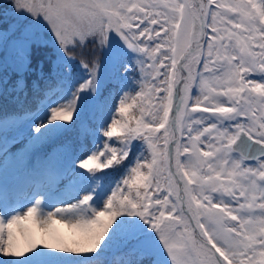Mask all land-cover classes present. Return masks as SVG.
Masks as SVG:
<instances>
[{
  "label": "snow or ice",
  "instance_id": "snow-or-ice-1",
  "mask_svg": "<svg viewBox=\"0 0 264 264\" xmlns=\"http://www.w3.org/2000/svg\"><path fill=\"white\" fill-rule=\"evenodd\" d=\"M0 8V264H264V0Z\"/></svg>",
  "mask_w": 264,
  "mask_h": 264
},
{
  "label": "trees",
  "instance_id": "trees-1",
  "mask_svg": "<svg viewBox=\"0 0 264 264\" xmlns=\"http://www.w3.org/2000/svg\"><path fill=\"white\" fill-rule=\"evenodd\" d=\"M6 28H7L6 22L2 21L0 17V31ZM43 63H44V72L45 74H47L50 70V64L47 60H44ZM8 75L10 76L9 88H11L12 84L16 81L18 76H17V73L11 71V69L9 70ZM38 75H39V68L37 67V57L34 56L32 68L24 74V77L29 84V93H28L27 99L24 101L23 109L19 108L18 105L15 102H13L15 93H11L7 97L0 96V107H6L9 111H21L22 112L23 110H31L34 112L38 106V100L43 99V91L37 94H33L31 91V84L34 80H37ZM104 171L112 172L113 169H105Z\"/></svg>",
  "mask_w": 264,
  "mask_h": 264
},
{
  "label": "rangeland",
  "instance_id": "rangeland-1",
  "mask_svg": "<svg viewBox=\"0 0 264 264\" xmlns=\"http://www.w3.org/2000/svg\"><path fill=\"white\" fill-rule=\"evenodd\" d=\"M224 2L231 3L232 0H224ZM3 13H4V9L3 8H0V17H1V20L4 21V22H6V25L8 27V25L13 22V17L11 16V13L10 12L8 13L7 16H5ZM85 115H87V113H85ZM197 115H199V114H197ZM205 115H207V114H205ZM27 123H30V121L25 122V124L22 126V128H25L27 126ZM15 147H19V145H16ZM15 147L13 148V151H15ZM51 210L54 211V208H52ZM25 211H26V209H25ZM56 227H57V229L59 230V232L62 235H70L69 232H68V229H66V228H64V227H62L60 225H57ZM33 232L37 235V237H39L40 232H39L38 229L33 228ZM3 259H14V258L3 257Z\"/></svg>",
  "mask_w": 264,
  "mask_h": 264
}]
</instances>
